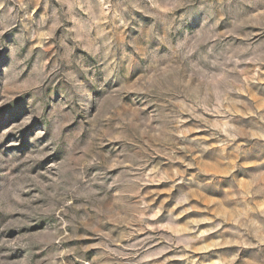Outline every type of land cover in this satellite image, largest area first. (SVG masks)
<instances>
[{"label":"rangeland","instance_id":"374dc122","mask_svg":"<svg viewBox=\"0 0 264 264\" xmlns=\"http://www.w3.org/2000/svg\"><path fill=\"white\" fill-rule=\"evenodd\" d=\"M0 264H264V0H0Z\"/></svg>","mask_w":264,"mask_h":264}]
</instances>
